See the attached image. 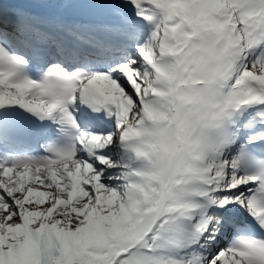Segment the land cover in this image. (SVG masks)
<instances>
[{
    "label": "snow or ice",
    "instance_id": "snow-or-ice-1",
    "mask_svg": "<svg viewBox=\"0 0 264 264\" xmlns=\"http://www.w3.org/2000/svg\"><path fill=\"white\" fill-rule=\"evenodd\" d=\"M0 264H264V0H0Z\"/></svg>",
    "mask_w": 264,
    "mask_h": 264
}]
</instances>
